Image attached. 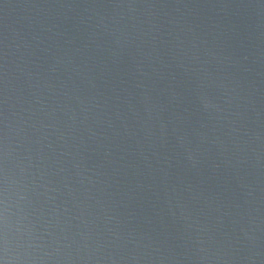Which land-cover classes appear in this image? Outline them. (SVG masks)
Listing matches in <instances>:
<instances>
[{
  "label": "water",
  "instance_id": "95a60500",
  "mask_svg": "<svg viewBox=\"0 0 264 264\" xmlns=\"http://www.w3.org/2000/svg\"><path fill=\"white\" fill-rule=\"evenodd\" d=\"M0 264H264V0H0Z\"/></svg>",
  "mask_w": 264,
  "mask_h": 264
}]
</instances>
